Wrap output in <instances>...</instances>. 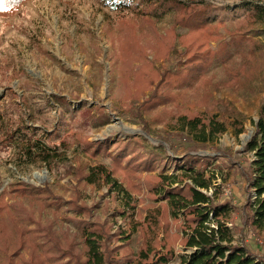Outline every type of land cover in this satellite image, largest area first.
I'll use <instances>...</instances> for the list:
<instances>
[{"label":"trees","instance_id":"obj_1","mask_svg":"<svg viewBox=\"0 0 264 264\" xmlns=\"http://www.w3.org/2000/svg\"><path fill=\"white\" fill-rule=\"evenodd\" d=\"M25 1L0 0V13L14 10ZM110 9L123 12L119 14L120 20L126 18V11H135L149 30L150 38L143 42L135 27L124 23L119 39V55L127 70L121 78L122 102L137 109L136 116L143 123L142 134L129 135L126 140L118 138L116 142L111 138L90 141L87 135L68 126L81 115L87 126L102 128L110 123L106 107L88 106L83 101L81 108L75 109L66 97L54 95L53 103L47 101V105L58 103L60 118L50 131L45 133L23 121L17 124L11 117L9 137L4 144L19 158L35 165L46 164L51 170L74 144L82 146L92 158L102 156L104 162L74 168L72 174L88 185L109 187L115 199L121 198L124 204L116 213L126 222L127 229L121 227L113 232V224L100 219L75 218L78 233L65 225L56 227L55 219L43 223L26 209L24 202L44 209L47 201L42 203L43 191L48 189L14 182L0 193V264H170L176 258L173 243L179 238L187 250L181 264H264V255L253 250L264 251V244L249 247L240 243L234 221V215L240 214L244 233L247 231L264 243V99L255 133L245 146L251 159L245 163L230 161L221 175L222 183L215 186L212 194L209 192L216 177L208 168L217 156L188 152L178 162L164 145L169 136L176 135L192 141L190 151L197 152L196 143L212 141L230 126L237 134L244 132V123L235 109L234 120L227 122L215 113L190 115L179 104L188 97L189 89L195 91L199 102L208 104L213 101L210 86L214 90L251 88L261 70L253 54L261 48L251 43L250 29L257 21H264V9H260L256 20H249L250 29H228L229 40L220 38L219 29L225 23L217 19L216 6L201 0H110ZM167 16L171 19L170 28L160 33L157 23ZM179 29L185 32L180 33ZM213 40L219 41L216 48L211 45ZM173 57L177 59L175 65L161 71L156 63ZM216 66L224 69L225 77L214 82L216 75L211 70ZM147 91H152L150 96H145ZM8 93L11 97L17 94L13 89ZM170 102L175 105L166 121L158 117L157 108ZM153 121H165L167 127V136L157 146L147 138L152 134ZM220 153L222 158H231L226 152ZM169 163L178 167L172 175L166 173ZM233 178L238 184L242 182L245 199L240 206L230 200L217 202L221 187ZM147 200L150 203L144 204ZM60 201L56 199V209L60 208ZM68 205L78 214H90L93 209L80 196L68 201ZM136 233L142 240L135 251L129 244ZM115 240L124 245L113 246Z\"/></svg>","mask_w":264,"mask_h":264},{"label":"rangeland","instance_id":"obj_2","mask_svg":"<svg viewBox=\"0 0 264 264\" xmlns=\"http://www.w3.org/2000/svg\"><path fill=\"white\" fill-rule=\"evenodd\" d=\"M201 1L215 5L217 19L225 23L219 29L221 40L231 38L228 29L233 30L241 26H244L245 30L250 29L249 20H256L260 9H264V0ZM121 13L123 12L117 13L110 9V0H26L18 8L0 13V193L11 183L18 181L47 188L48 190L43 191L45 197L42 203L47 201L44 209L38 204L25 201L26 209L36 214L43 223L55 219L56 227L65 225L73 232L78 229L75 218L88 221L100 219L102 222L111 223L113 232H117L121 227L127 229L126 222L116 213L122 208L123 200L115 199L109 187L88 185L72 174L74 168L104 162V158H92L85 154L82 146L74 144L53 170L46 164L35 165L27 162L24 157L19 158L17 152H12L10 147L4 144L11 129L9 118L13 117L17 124L23 121L35 125L46 133L60 118L59 104L54 102L55 106H49L47 101L53 103V96L61 95L66 97L75 109H80L83 101H87L88 106L100 104L106 107L110 123L104 127L96 129L87 126L81 115L80 121L72 122L68 126V129L73 126L79 134L87 135L90 141L111 138L112 142H116L118 138L126 140L129 135H141L143 123L136 116L137 109L128 108L122 102L124 89L121 78L127 70L124 69V60L119 55V39L124 23L134 26L143 42L150 38L147 35L149 30L146 22L137 17L135 11H126V18L120 20ZM170 25V16L157 23L160 33H165ZM179 30L180 33L185 32L184 29ZM250 41L253 46L261 48L255 49L253 54L259 61L261 70L255 76L251 88L238 86L214 90L210 86L213 101L208 104L199 102L195 91L189 89L188 97L179 104L182 110L190 115L215 113L219 119L227 122L234 120L232 113L235 109L244 123V132L237 134L230 126L225 133L216 136L212 141L196 143L197 152L190 151L194 143L188 142L187 138L173 135L174 137L169 136L168 141L164 142L174 159H179L178 162L188 152L200 156H217L208 168L210 174L216 177L209 194L213 193L216 185L222 183L221 175L227 170L230 161L245 163L251 159V155L245 152V146L255 133L264 99V21L259 20L252 26ZM218 44L219 41L215 40L211 43L213 48ZM149 57L152 59L153 55ZM176 60L173 57L169 61L156 64L161 66V71H165L166 68L173 67ZM253 60L255 61L254 58ZM211 72L216 75L214 82L225 77L221 66L212 68ZM9 89L16 91L15 97L9 95ZM151 93L152 91H147L145 96H150ZM174 105L170 102L157 108L158 117L166 121L170 119L169 113ZM164 122H151L152 134L147 137L151 145L157 146L167 136ZM220 151L226 152L231 158L220 157ZM177 169L176 164L169 163L166 173L172 175ZM145 174H142V181ZM241 184V181L238 184L235 178L231 179L221 187L222 193L217 202L230 200L240 206V202L245 199ZM143 191L147 192L145 187ZM75 196H80L83 202L93 207L92 213L78 214L71 209L68 201H72ZM57 198L61 199L59 209H56ZM149 203L147 200L144 204ZM234 221L238 226L236 238L240 243L249 247L264 244L262 240L254 239L247 231L244 233L240 214L234 215ZM178 226L174 227V231ZM141 240L139 233L134 234L130 248L138 250ZM112 245L124 244L115 240ZM173 248L176 258L170 264H181L182 255L187 253L181 238L174 241ZM253 250L259 255H264L263 250ZM121 253L123 255L124 250H121Z\"/></svg>","mask_w":264,"mask_h":264}]
</instances>
